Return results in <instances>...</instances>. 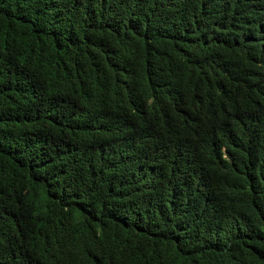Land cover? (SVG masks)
<instances>
[{"label": "trees", "instance_id": "obj_1", "mask_svg": "<svg viewBox=\"0 0 264 264\" xmlns=\"http://www.w3.org/2000/svg\"><path fill=\"white\" fill-rule=\"evenodd\" d=\"M0 264H264V0H0Z\"/></svg>", "mask_w": 264, "mask_h": 264}]
</instances>
